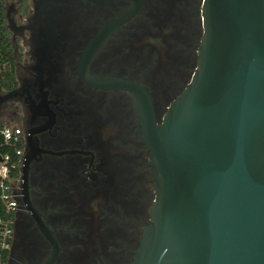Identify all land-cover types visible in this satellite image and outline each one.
<instances>
[{"label": "flooded vegetation", "instance_id": "1", "mask_svg": "<svg viewBox=\"0 0 264 264\" xmlns=\"http://www.w3.org/2000/svg\"><path fill=\"white\" fill-rule=\"evenodd\" d=\"M204 0H0L24 164L7 264H133L156 203L147 121L192 84Z\"/></svg>", "mask_w": 264, "mask_h": 264}, {"label": "water", "instance_id": "2", "mask_svg": "<svg viewBox=\"0 0 264 264\" xmlns=\"http://www.w3.org/2000/svg\"><path fill=\"white\" fill-rule=\"evenodd\" d=\"M203 20L192 84L146 122L157 199L133 264H264V0H204Z\"/></svg>", "mask_w": 264, "mask_h": 264}, {"label": "built area", "instance_id": "3", "mask_svg": "<svg viewBox=\"0 0 264 264\" xmlns=\"http://www.w3.org/2000/svg\"><path fill=\"white\" fill-rule=\"evenodd\" d=\"M21 127L0 116V264H7L15 230L17 199L14 189L24 164Z\"/></svg>", "mask_w": 264, "mask_h": 264}, {"label": "trees", "instance_id": "4", "mask_svg": "<svg viewBox=\"0 0 264 264\" xmlns=\"http://www.w3.org/2000/svg\"><path fill=\"white\" fill-rule=\"evenodd\" d=\"M15 83L13 50L4 26V13L0 6V86L11 88Z\"/></svg>", "mask_w": 264, "mask_h": 264}, {"label": "rangeland", "instance_id": "5", "mask_svg": "<svg viewBox=\"0 0 264 264\" xmlns=\"http://www.w3.org/2000/svg\"><path fill=\"white\" fill-rule=\"evenodd\" d=\"M16 126V125H15Z\"/></svg>", "mask_w": 264, "mask_h": 264}]
</instances>
